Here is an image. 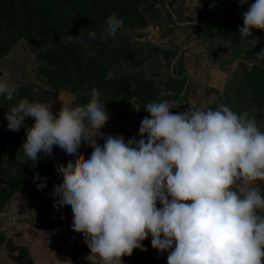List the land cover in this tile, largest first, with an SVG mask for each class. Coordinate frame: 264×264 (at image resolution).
Here are the masks:
<instances>
[{
  "label": "clouds",
  "instance_id": "obj_1",
  "mask_svg": "<svg viewBox=\"0 0 264 264\" xmlns=\"http://www.w3.org/2000/svg\"><path fill=\"white\" fill-rule=\"evenodd\" d=\"M237 3L248 5L240 37L264 31V0ZM122 25L121 18H111L105 42ZM255 56L264 61V48ZM16 94L0 80V97L15 101L4 112L5 127L24 128L23 158L35 165L57 152L75 162L53 169L61 183L51 200L57 215L71 212V228L89 250L88 264H123L121 257L133 249L147 250L141 243L146 237L158 254L167 253L166 264H264V195L251 186L264 181V131L247 111L221 104L173 113L166 100L147 102L148 115L126 140L99 131L110 113L97 92L85 110L61 106L55 114L50 104L15 100ZM83 147L92 150L81 160ZM35 178L38 190L47 187L46 178Z\"/></svg>",
  "mask_w": 264,
  "mask_h": 264
},
{
  "label": "rangeland",
  "instance_id": "obj_2",
  "mask_svg": "<svg viewBox=\"0 0 264 264\" xmlns=\"http://www.w3.org/2000/svg\"><path fill=\"white\" fill-rule=\"evenodd\" d=\"M213 1H216V6L211 13L219 16L220 10L227 8L234 0ZM209 2L212 3V0ZM251 2L252 0H248L249 4ZM205 3V0H160L155 6L158 12L155 16L148 14L150 17H147L144 26L123 27L117 33V39L120 36L125 37V40L139 51L130 60L123 61L121 68L125 73H133L145 79L153 78L156 81H164L169 72L173 73L181 68L187 79L185 88L179 94L184 100L181 111L187 110L190 106L215 109L221 104L237 113L246 111L244 100L249 94H243L238 102L234 103L233 90L237 86H247L245 75L254 71V67L259 70L264 67V61L257 60L255 56L264 48V31L252 30L247 39L239 37L234 41L223 40L218 36L209 39L206 37L208 32L206 24L212 23V17L206 19L205 12L199 13L200 8L204 10ZM245 6L248 7L247 4ZM117 39L114 36L112 42L117 43ZM99 47V45L86 47L84 52L91 54ZM166 51L173 53L169 63L166 62ZM38 64L35 49L25 39H19L10 51L0 58V80L7 81L16 89L21 86L41 87L48 99L42 103L50 104L53 114L61 106L81 111L88 107L76 108L73 102L77 94L65 88V82L59 84L60 88H51V84L43 80V74L36 70ZM113 74L114 70L110 69L108 76ZM93 92L99 93L92 91L89 95L91 96ZM166 101L172 107L170 112H180L177 109L179 101L177 98ZM14 102L0 97L2 132L8 130L5 127L4 112ZM109 113V120L99 130L101 133L122 134L126 140L135 135L136 129L133 124L137 115L124 116L122 110ZM25 123L30 126L32 118L26 117ZM95 134L99 135L98 132ZM97 142L103 143V140L98 139ZM51 179L46 178L47 187L38 190L32 185L33 182H38V179L32 178L29 188L32 193H13L0 210V235L5 237L0 241V264H18L13 259L19 250L18 247L25 248L32 264H88L85 257L89 250L83 243L81 234L71 228L72 215H68L67 211L57 215L53 211L51 200L53 189L58 187L61 181L58 185L50 186ZM261 184L260 180L251 182V186L260 192ZM150 239L146 237L141 242L147 248L146 251L137 249V252L132 251L130 256H122L123 264H166L167 254H158L151 247ZM10 244L15 246L14 250L8 248Z\"/></svg>",
  "mask_w": 264,
  "mask_h": 264
},
{
  "label": "trees",
  "instance_id": "obj_3",
  "mask_svg": "<svg viewBox=\"0 0 264 264\" xmlns=\"http://www.w3.org/2000/svg\"><path fill=\"white\" fill-rule=\"evenodd\" d=\"M159 1L0 0V58L10 51L16 41L25 39L35 49L36 60L39 62L36 70L43 74V80L50 83L51 88H60L59 84L65 82V88L77 94L73 102L77 109L89 106V92L98 91L99 100L101 103L105 102L104 107L108 112L113 114L122 110L124 116L137 115L133 124L137 132L140 120L148 115L143 110L147 102L177 98V109L181 111L184 101L179 94L185 88L187 79L181 68L173 73L169 72L164 81L125 73L121 68L122 62L130 60L139 50L132 47L125 37L120 36L117 39V33L123 27L144 26L147 17H150L148 14L155 16L158 12L155 6ZM205 2L204 10L200 8L199 13L205 12L206 19L212 17V23L206 24V37L212 39L218 36L220 39L232 41L239 38L238 27L242 26L239 18L241 12L247 10L245 4L238 6L237 0H234L227 8L220 10L218 16L211 13L216 1ZM113 17L123 20L122 27L115 34L117 43L112 42V38L106 42L101 39L106 32L107 23ZM255 30L257 29H253ZM69 34L73 35L71 43L65 40ZM92 36L96 37V42L89 44ZM96 45L100 47L91 54H85L86 47L92 48ZM165 54L166 62L169 63L173 53L166 51ZM110 69L114 70V74L108 76ZM255 69L256 67L245 75L247 86H237L232 97L234 103H237L243 94H249L244 100L245 109L255 118L258 128L264 130V67L256 69L259 70L257 72ZM161 86L165 93L163 96L160 95ZM17 92L18 100H48L41 87L21 86L17 88ZM24 138L23 127L18 131H0V210L13 193H32L29 190L30 182L36 173L44 178H52L49 180L50 186L58 185L60 180L53 169L63 167L67 170L70 164L75 163L54 152L52 159L43 156L33 165L19 151ZM91 150L82 148L81 160L87 159ZM261 194L264 195V181L261 184ZM66 213L72 215L70 211ZM3 239L5 237L0 235V241ZM8 241L9 239L6 245L9 244ZM8 248L14 250L15 246L10 244ZM18 249L13 259L18 264H32L25 248ZM133 251L137 252V249Z\"/></svg>",
  "mask_w": 264,
  "mask_h": 264
}]
</instances>
